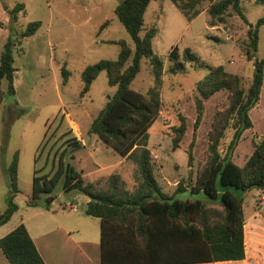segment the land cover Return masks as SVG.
<instances>
[{
  "label": "rangeland",
  "instance_id": "374dc122",
  "mask_svg": "<svg viewBox=\"0 0 264 264\" xmlns=\"http://www.w3.org/2000/svg\"><path fill=\"white\" fill-rule=\"evenodd\" d=\"M121 0H0V56L13 29V37L21 40L14 52L17 74L15 96L7 95L0 105V214L7 208L6 197L9 180L6 170L19 153V188L15 198L19 210L0 229V236L9 233L22 221L36 224L44 231L63 229L74 242L86 239L100 240V220L86 215L88 196L74 190L64 191V178L57 184L55 200L47 207L46 196L38 206H29L33 180L36 175L50 174L56 170L58 159L66 151L65 161L82 171L86 183L97 188L106 187L112 174H120L126 188L134 191L141 179L134 159L124 158L108 147L89 128L109 98L117 90L111 86L106 72L93 82L91 89L82 94L84 69L101 60H116L121 46L112 41H126L134 50L135 42L115 15ZM25 4L17 23L11 22L8 10L11 4ZM211 2L203 5L206 10ZM245 21L232 10L225 23L211 26L212 17L202 13L194 21L186 17L170 0H155L146 13V26L157 24L158 34L154 50L164 64L160 86L162 110L149 129V144L153 157L155 176L167 194H173L179 182L194 184L198 172L206 163L208 133L218 110L227 105V93L219 92L204 100V120L197 133L193 148V164L189 165L188 151L193 140L197 116L198 83L208 74V69L196 63H187L184 73L172 74L173 62L169 54L174 47L180 53L192 50L211 66H224L229 72L239 74L245 89L251 85L254 63L248 60L245 48L249 43L248 23L264 16V2L247 0L242 3ZM41 21L42 28L32 38L20 39L19 34L30 22ZM144 34V33H143ZM264 56V25L260 28L257 57ZM69 72L65 82L63 68ZM157 85L151 59L142 60L141 71L131 88L146 94ZM7 91V82H3ZM264 108V100H263ZM254 109L252 116L257 128L245 132L235 161L243 164L254 150L253 140L264 134V117ZM180 116L187 119L188 129L180 147H173V128L180 125ZM258 116V117H257ZM234 129L227 131L221 150L225 151ZM8 137V142L6 140ZM75 138L81 147L72 151L68 143ZM73 144V143H72ZM55 162V163H54ZM55 164V166H54ZM184 192L179 199L202 198ZM74 204V209L69 207ZM245 229L247 255L253 264H264V192L252 190L245 193Z\"/></svg>",
  "mask_w": 264,
  "mask_h": 264
},
{
  "label": "trees",
  "instance_id": "16d2710c",
  "mask_svg": "<svg viewBox=\"0 0 264 264\" xmlns=\"http://www.w3.org/2000/svg\"><path fill=\"white\" fill-rule=\"evenodd\" d=\"M155 0H121L115 15L135 42L133 50L126 41H112L121 46L116 60H101L87 66L82 79L85 95L93 82L106 72L111 86L117 90L93 120L89 133L95 134L108 147L124 158L134 159L139 168L140 183L134 191L126 188L120 174H112L106 187L97 188L86 183L82 171L65 161L62 152L52 175H36L33 180L29 206H38L46 196L47 207L53 203V192L64 178V191L78 190L87 195L86 215L100 220L101 264H190L205 262L240 261L246 258L245 244V193L264 192V134L253 140L254 150L244 166L234 161V154L246 130L254 127L251 111L260 103L264 85V56L257 57L260 28L264 16L248 30L249 43L246 57L254 63L251 85L245 89L239 74L229 72L224 66H211L201 60L191 49L180 53L174 47L169 59L173 62L172 74L186 72L187 63H196L208 69V74L197 85V116L193 140L188 151L189 165L193 164V148L197 133L204 120V100L219 92L227 93L228 105L218 110L208 133L206 163L198 172L194 184L179 182L173 194L160 186L154 170L149 144V129L162 110L160 86L164 64L154 50L158 34L157 24L146 26V12ZM186 17L194 21L203 11L205 2L211 4L206 11L211 15V26L225 23L232 10L246 18L242 3L247 0H170ZM264 2V0H261ZM25 5L17 4L8 10L11 22L17 23ZM250 26V23H248ZM41 21L30 22L19 34L20 39L34 36L41 28ZM13 29L0 56V104L7 95L15 96V56L21 40L13 37ZM144 33V34H143ZM151 59L157 85L146 94L131 88L141 71L143 58ZM65 82L69 72L63 68ZM7 82V91L3 82ZM233 128L232 138L224 152L221 145L227 131ZM188 129L187 119L180 116V125L173 128V147H180ZM8 142V137L6 144ZM68 143L72 151L81 147L75 138ZM73 143V144H72ZM55 163V162H54ZM55 166V164H54ZM9 192L7 208L0 214V227L7 224L19 210L15 198L19 188V153L6 170ZM184 192L202 194V198L179 199ZM192 195V196H193ZM0 247L10 264H46L26 225L21 223L0 239Z\"/></svg>",
  "mask_w": 264,
  "mask_h": 264
},
{
  "label": "crops",
  "instance_id": "0c3cea01",
  "mask_svg": "<svg viewBox=\"0 0 264 264\" xmlns=\"http://www.w3.org/2000/svg\"><path fill=\"white\" fill-rule=\"evenodd\" d=\"M17 4H19V2L15 3V4L12 3L11 8L16 6ZM26 7L27 6L25 5V10H26ZM204 12H207V11L205 10V11H203V13ZM145 21H146V16H145ZM41 28H42V26H41ZM35 35H37V33ZM34 36H31L29 38H32ZM17 74H18V70L15 72L14 85H15L16 90H17ZM263 100H264V85L262 88L260 103L254 108V109L259 110L258 116L260 118L264 117ZM253 110L251 112H253ZM250 115H251V118L253 120L255 128H257V124L254 120V117L252 116V113H250ZM262 126H264V125H261V128H263ZM251 129H254V127ZM251 129H248L245 132H247ZM245 132L243 134V139H244ZM241 142H240V144H241ZM240 144H239V146H240ZM239 146H238V148H239ZM238 148H237V150H238ZM235 154H236V152H235ZM235 154H234V158H235ZM234 161H235V159H234ZM246 161H245V163H246ZM245 163H243V164L237 163V164L240 166H244ZM89 201H90V199L88 198L87 203ZM21 223H24L26 225L30 235L32 236V238H33V240H34V242H35V244H36V246H37V248H38L40 254L42 255L46 264H101V237H100V240H97V241L86 239L82 242H74L73 240H71V235L69 233H67V234L64 233L63 229H57L56 231L47 232V231H44L41 227H39L36 224H33V223L28 224L25 220L22 221ZM5 225L1 226L0 229L2 227H4ZM16 227L12 228L11 231L14 230ZM11 231H9V233ZM7 234L8 233L6 232L3 236H0V239ZM245 244H246V229H245ZM0 264H10L9 260L7 259L6 255L4 254L1 247H0ZM190 264H253V262L250 261V258L247 255V248H246V258L244 260L224 261V262L190 263Z\"/></svg>",
  "mask_w": 264,
  "mask_h": 264
},
{
  "label": "built area",
  "instance_id": "2783aa9c",
  "mask_svg": "<svg viewBox=\"0 0 264 264\" xmlns=\"http://www.w3.org/2000/svg\"><path fill=\"white\" fill-rule=\"evenodd\" d=\"M69 207L74 209L75 206H74V204H69Z\"/></svg>",
  "mask_w": 264,
  "mask_h": 264
},
{
  "label": "water",
  "instance_id": "95a60500",
  "mask_svg": "<svg viewBox=\"0 0 264 264\" xmlns=\"http://www.w3.org/2000/svg\"><path fill=\"white\" fill-rule=\"evenodd\" d=\"M250 27H253V24H251Z\"/></svg>",
  "mask_w": 264,
  "mask_h": 264
}]
</instances>
